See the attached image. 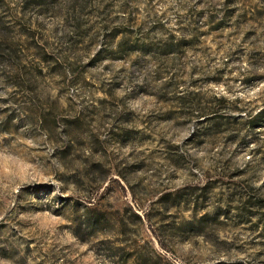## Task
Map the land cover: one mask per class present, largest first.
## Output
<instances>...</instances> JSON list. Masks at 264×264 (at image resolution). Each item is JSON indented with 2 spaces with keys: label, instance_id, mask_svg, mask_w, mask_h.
Returning a JSON list of instances; mask_svg holds the SVG:
<instances>
[{
  "label": "rangeland",
  "instance_id": "1",
  "mask_svg": "<svg viewBox=\"0 0 264 264\" xmlns=\"http://www.w3.org/2000/svg\"><path fill=\"white\" fill-rule=\"evenodd\" d=\"M0 264H264V0H0Z\"/></svg>",
  "mask_w": 264,
  "mask_h": 264
}]
</instances>
